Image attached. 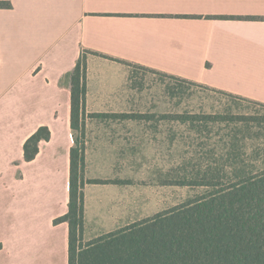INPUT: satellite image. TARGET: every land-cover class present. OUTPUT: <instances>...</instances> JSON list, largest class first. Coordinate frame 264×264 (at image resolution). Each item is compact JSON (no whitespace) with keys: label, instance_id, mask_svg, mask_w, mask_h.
Listing matches in <instances>:
<instances>
[{"label":"crops","instance_id":"0c3cea01","mask_svg":"<svg viewBox=\"0 0 264 264\" xmlns=\"http://www.w3.org/2000/svg\"><path fill=\"white\" fill-rule=\"evenodd\" d=\"M1 2L10 7L0 5V264H68L67 223L53 220L67 211L69 73L81 53L86 107L107 105L102 96L125 83L126 64L264 103V0ZM39 126L50 136L25 161L24 141Z\"/></svg>","mask_w":264,"mask_h":264},{"label":"rangeland","instance_id":"374dc122","mask_svg":"<svg viewBox=\"0 0 264 264\" xmlns=\"http://www.w3.org/2000/svg\"><path fill=\"white\" fill-rule=\"evenodd\" d=\"M126 66L125 83L102 96L106 106L84 105L73 132L75 143L83 147L82 174L107 180L84 191L91 224L82 243L106 233L103 228L150 217L204 190L179 182L203 173L213 160L209 150L221 149L229 128L226 123L183 122L178 114L232 111L264 117L259 101L202 82H180L140 65ZM244 132L241 149L250 161L256 150L264 149V123Z\"/></svg>","mask_w":264,"mask_h":264},{"label":"trees","instance_id":"16d2710c","mask_svg":"<svg viewBox=\"0 0 264 264\" xmlns=\"http://www.w3.org/2000/svg\"><path fill=\"white\" fill-rule=\"evenodd\" d=\"M0 5L10 7L9 2ZM163 74L180 82H195ZM69 85L70 121L75 130L84 113L85 53H81L69 73ZM177 117L183 122L226 123L229 128L221 149L217 146L216 151L209 150L213 160L203 173L197 172L192 180H179L181 184L204 190L169 209L102 233L86 243L81 241L85 224L83 186L107 180L84 179L83 147L75 143L70 149L67 211L53 220L67 223L68 264H264V149L256 150L250 161L241 149L245 129L262 125L264 117L232 111ZM49 136L48 127L39 126L24 141V160L33 159L39 141Z\"/></svg>","mask_w":264,"mask_h":264}]
</instances>
